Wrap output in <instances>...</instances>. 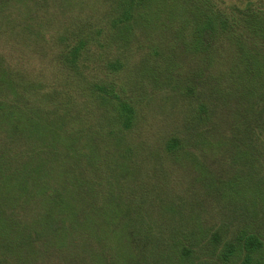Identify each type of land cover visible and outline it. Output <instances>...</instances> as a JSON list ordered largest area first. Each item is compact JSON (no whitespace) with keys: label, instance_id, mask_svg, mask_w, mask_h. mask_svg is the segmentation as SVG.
Instances as JSON below:
<instances>
[{"label":"trees","instance_id":"trees-1","mask_svg":"<svg viewBox=\"0 0 264 264\" xmlns=\"http://www.w3.org/2000/svg\"><path fill=\"white\" fill-rule=\"evenodd\" d=\"M6 1H10L6 4L15 5L18 1L24 4L28 0ZM53 1L56 8L72 6L75 2ZM152 1L117 0L100 15L89 14L77 19L78 24L72 18L64 25L46 21L43 26L31 28V33L42 35L43 48L56 53L57 63L50 59L49 63L61 67L60 74L71 80L70 87L69 82L66 83L64 92L56 87L47 91L46 86L28 80L31 72H24L22 82L21 70L13 73L6 69L5 81L1 83L16 85L0 91V96L5 97L0 100V148L3 147L7 165L15 166L16 160L34 156L27 148L28 143L20 137L19 123L15 121L16 118L24 122L34 120L42 133L32 135L27 132L28 140L32 144L43 142L50 148L66 144L71 180L61 182L47 178L51 162L39 156L22 167L42 172V179L28 174L17 179L11 173L12 178L0 181V264H40L38 261L42 257L43 264H60V260L52 258V250L59 246L56 241L61 230L69 233L60 238V243L67 238L77 240L84 233L88 238L100 241L115 239L117 231L101 230L96 223L90 225L77 213H67L66 208L73 211L83 200L99 198L105 186L117 185L118 190L129 198L125 203L130 212L136 210L135 214L140 218L142 208L138 207L142 201L132 197L134 187L125 182L131 174V166L145 151L155 154L161 162L190 161L196 176L202 180L209 178V181L204 180L208 183L207 191L240 220L234 230L224 221L213 232L214 249L223 246L217 262L212 264L230 261L233 257L238 258V264H264V0H168L183 4L184 18L179 21L175 15L163 16L161 9H155L154 17L158 22L153 24L146 18ZM34 2L27 13L21 8L27 19L48 16L45 13L51 8L49 1ZM7 9L4 16L14 14ZM64 13L65 9L52 11L49 16L60 19ZM163 17L170 19V23ZM75 24L77 26L73 27ZM148 27H154V30L146 33ZM158 29L163 31L161 36L155 34ZM133 39L139 43L136 49L131 42ZM224 43H228L232 53L231 75L239 73V83L245 85L239 88V102L236 99L229 102L236 109L232 115L220 113L233 95V87L227 84L228 70L218 61L217 51L224 48ZM35 50L39 53L41 49ZM181 51L195 63L187 64L178 55ZM44 55H48V51ZM44 55L40 53L36 57L45 62ZM103 56L110 60L102 64ZM130 57L135 59L134 65L126 71L125 77L131 78L133 85L140 83V79L154 77L166 86V89L154 90L149 95L150 104L145 109L139 108L140 104L127 90L129 84L116 80L115 74L127 69L125 62ZM42 64L40 68H34L38 76ZM239 68L241 71L238 72ZM109 70L114 75L109 74ZM166 94L171 99L181 100L178 107L180 124L169 133L168 118L155 113L154 103ZM63 107L69 110L68 131L57 137L52 129H47L49 121L45 118H50L51 114L61 118ZM6 115L10 117L9 134L6 133V121H3ZM58 126H64L62 119ZM228 146L245 149L250 158L241 156L239 151H225L230 148ZM204 147H217L225 153L218 152L212 157L203 151ZM36 149L38 154L44 152V147ZM219 154H222L220 158ZM204 160L222 162L229 167L217 171L215 176L216 171ZM121 163L123 171L114 176L115 168L111 165ZM235 166L246 176L254 172V176L260 178L261 199L235 198L237 200L223 202V195L234 193L237 182L242 179L237 171L230 173ZM143 214L144 222L147 219ZM123 215L120 220L125 217ZM142 232L144 230L139 227H130L129 240ZM77 253L78 256L73 258L84 255L82 250ZM73 258L67 263L76 264L72 262Z\"/></svg>","mask_w":264,"mask_h":264},{"label":"rangeland","instance_id":"rangeland-1","mask_svg":"<svg viewBox=\"0 0 264 264\" xmlns=\"http://www.w3.org/2000/svg\"><path fill=\"white\" fill-rule=\"evenodd\" d=\"M34 1L41 2L42 4L45 2V0H28L25 1L24 4L18 1L14 5L13 3L6 4L10 1H0V91L10 90L13 86H16L8 83H1V81H5V71L7 69L13 73L16 70H21L22 82L24 72H31L28 80L32 79L46 86L45 90L47 91H51V89L56 87L62 89L64 92L66 83L69 82L70 87L71 80L67 77L64 79V75L60 74L61 71H63L61 67H56L49 63V59L57 63V60H55L56 53L51 49L43 48V46L45 47V42L42 41V35L31 33V28L36 29L38 26H43L46 21L55 22L57 25H64L69 23V20L72 18L78 24L80 19L85 18L84 15H100L108 6H111L113 3L115 4L117 0H75L72 6L68 5L64 8H56L52 5L54 1L48 0L49 2L47 3H50L51 7L49 11L45 13V15L48 16L38 15L34 17L33 20L31 18L27 19V15L23 13L21 8L27 13L28 7L34 5ZM169 4L174 5L170 6ZM7 8L12 10L14 14L4 16V10H8ZM64 9L66 13L60 15V19L49 16L52 11L59 12ZM155 9H161L163 16L170 14L175 15L174 17L179 19V21L185 16L182 15L184 6L181 2L171 3L168 0H166V2L163 0H154L151 2L150 8L146 12L148 23L153 24L158 22L156 21V17H154L157 12L153 11ZM162 19L170 23V19H166L165 17ZM104 22L105 20L102 19V24H104ZM175 25L176 23L174 27ZM74 26L77 25L75 24L73 27ZM42 28L43 27H41L39 31H41ZM163 28L165 29L166 26ZM153 30L154 27H148L145 32L149 33ZM162 32L161 29H158L155 34L161 36ZM28 40H30V43H28ZM131 42L134 49L139 47V43L136 39H133ZM227 45L228 43H224V48L221 50L219 49L217 53L219 54L218 61L225 67L226 71L228 70L227 84L233 87V95L229 101H227L228 104L226 103V105H224L220 113L232 115V113L235 114L236 109H234L232 105L230 106L229 102L235 99L239 102L238 97L241 94L239 88L242 85L239 83V73L233 75L235 78L232 79V70H229L232 67V53L229 51ZM35 48L41 49L40 52L36 53ZM46 51H48L50 57L48 59V55H44ZM40 53L42 56H45V62H41L40 58H37ZM178 55L181 56L187 64L195 63L191 61L188 54L183 51L179 52ZM110 56L114 57V55ZM120 56H122V54ZM134 58L130 57V59L125 62V64H127V69H124L120 73H116L115 76L116 80L129 84L127 85V90L140 104L138 105L139 108L145 109L150 104L149 95L153 94L154 90L160 91V88L166 89V86L160 84L158 78L154 77L140 79V83L133 85L132 79L126 78L125 75L126 71L134 65L132 62L135 60ZM103 59L104 61L102 64L110 60L108 56L106 59L103 56ZM41 63H44L41 66L42 69H39V71H41L39 74L42 78L37 75V71L34 69L38 66L40 68ZM134 68L136 67L134 66ZM237 71H241V68ZM109 74L114 75L110 70ZM16 82L19 84L20 80ZM144 84L147 85L144 87ZM244 86L245 85L242 87ZM247 86L248 84H246V89ZM155 95L156 94L152 95L151 99H153ZM4 99L5 97L0 96V100ZM180 102L171 99L167 94L163 97H159L154 102L156 107L155 113H157L159 117L168 118L167 121L170 124L169 130L167 131L168 133L175 129V126L180 124L178 112ZM53 105L54 104H52V106ZM237 107H239V105H237ZM68 111V108L64 109L63 107L64 114L61 118L58 114H51L48 119L43 117L49 121L47 129H52L54 136L58 137L61 134L64 136V134L67 133ZM60 119H62L64 123V126L61 127L62 129L58 126ZM9 120V116L6 115L3 117V121H6L7 134L10 133L11 128V124L8 123ZM15 121L19 123L18 132H20V137L28 143L26 144L27 148L34 156H31L28 160H16L15 166L11 164L7 165L8 161L7 158H4L5 154H3V147L0 148V181H6L12 178L11 173L17 179L26 177V174H28V176L32 175L36 179H42V172L36 170L32 172L22 167L25 163L31 161L32 158L39 156H44L51 162L47 178H52L61 182L71 180V176L69 175L70 165L67 145L60 143L57 147L50 148V146L43 142H34L32 144V141L28 140L29 134L27 132L32 135L33 133L41 135L42 129L39 128L38 122L34 120L24 122L17 118ZM36 139L38 140V138ZM1 140L2 142L4 141L3 136ZM38 146L44 147V152L42 154H38L39 151L36 149ZM228 147L230 148L225 151H239L241 156L246 159L250 158V155L246 153L245 149L236 148L235 146ZM203 151L212 157L218 152L225 153L223 149L217 147H204ZM221 156L222 154L218 155L219 158ZM204 162H206L211 170L216 171V173H213L215 176L218 174L217 171H225L224 168L226 169L229 167L222 162H215L212 160H204ZM249 166L252 165L250 164ZM111 167L115 168V176L117 173L123 171L122 167H124V165L121 163L119 165H111ZM191 167V162L187 160H182L180 162H161L155 154H151L148 151L143 152L137 160V163H133L131 166V174L127 175V182H125L129 187L131 185L134 187L132 197L135 200L142 201V204L138 207L139 209L142 208V216L138 218L135 214L136 210L134 209L130 212L128 205L125 203L129 198L126 194L123 195L122 191L118 190L117 185L115 187L107 185L105 186V191H102L99 198H94L92 201L83 200V202H80V206L77 209L70 211L66 208V210L68 211L67 213H77L90 225L96 223V226L101 230L109 229L111 231H117L116 238L110 242L100 241L94 238L90 239L84 233V235L77 240L67 238L66 241L60 243V238L67 236L69 233L68 230H61L59 236H57L59 239L56 241L59 246L53 247L52 258H56L58 261L60 260V264L61 262L69 264L67 261H70L73 256H78L77 251L79 252V250H82V254L84 255L73 258L72 262L76 264H212L211 262H217V257L223 244L219 245V248L214 249L211 238L213 237V232L218 230V228L223 225L224 221L229 222V225L234 230L240 224V220L236 218V215L230 208L225 209L223 205L219 204L218 199L207 191L206 187L208 183L204 182L207 177L202 180L198 175L196 176V170H191ZM233 170L237 171L242 179L237 182L238 186L235 188L234 193L233 191L226 192L225 195H223V198H225L223 202L235 198H240V200L261 199L262 183L260 178L255 177L254 172H252L253 175L246 176L244 172H241V169L236 166L229 170L230 173ZM235 175H237V173ZM207 181H209V178ZM219 185L222 184L219 183ZM143 212L146 214L145 218L147 219L144 222L142 219L144 215ZM123 214H125V217L123 220H120V216ZM130 227H139L143 229L144 232L139 235L136 234L133 238L131 237L130 241ZM198 230L199 233H197ZM43 261L44 258L42 257L38 263L43 264ZM218 264H238V258L233 257L230 261H220Z\"/></svg>","mask_w":264,"mask_h":264}]
</instances>
